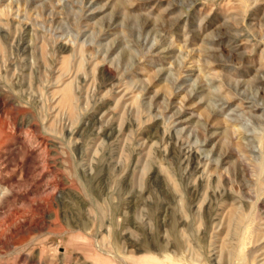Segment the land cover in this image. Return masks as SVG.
I'll use <instances>...</instances> for the list:
<instances>
[{
    "label": "rangeland",
    "instance_id": "obj_1",
    "mask_svg": "<svg viewBox=\"0 0 264 264\" xmlns=\"http://www.w3.org/2000/svg\"><path fill=\"white\" fill-rule=\"evenodd\" d=\"M0 264H264V0H0Z\"/></svg>",
    "mask_w": 264,
    "mask_h": 264
},
{
    "label": "bare ground",
    "instance_id": "obj_2",
    "mask_svg": "<svg viewBox=\"0 0 264 264\" xmlns=\"http://www.w3.org/2000/svg\"><path fill=\"white\" fill-rule=\"evenodd\" d=\"M105 71V70H104ZM107 72V71H106ZM105 73V72H104ZM108 73V72H107ZM110 75V74H109ZM105 76V75H104ZM109 80V79H108ZM67 96V95H66ZM155 127V126H154ZM241 137V136H240ZM190 151V150H189ZM180 152V151H179ZM192 152V151H191ZM186 153V152H185ZM187 154V153H186ZM190 155V153H189ZM189 163V162H188ZM200 163V162H199ZM193 171V170H192ZM202 181V180H201Z\"/></svg>",
    "mask_w": 264,
    "mask_h": 264
}]
</instances>
